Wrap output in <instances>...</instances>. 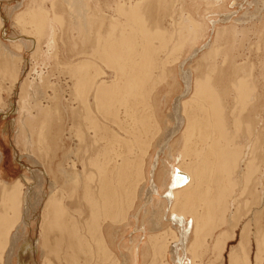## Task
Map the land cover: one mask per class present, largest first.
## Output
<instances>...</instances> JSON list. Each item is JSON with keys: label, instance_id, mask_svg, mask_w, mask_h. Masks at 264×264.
<instances>
[{"label": "bare ground", "instance_id": "obj_1", "mask_svg": "<svg viewBox=\"0 0 264 264\" xmlns=\"http://www.w3.org/2000/svg\"><path fill=\"white\" fill-rule=\"evenodd\" d=\"M152 1L153 0H131L128 3L126 2L127 5L124 3V6L118 9V15L121 12L122 17L120 14L119 17L121 18L117 20H107L106 17L104 18L94 12L89 4L82 5L81 2L78 1V7L84 9L85 12H87L85 8H89L87 17L89 29L85 28L86 16L82 17L80 21L71 23L70 26L72 27L84 26L85 28V33L82 37L83 48L78 53V59L66 63L65 66L67 65L66 69L68 68L70 77L75 80V95L84 108L82 120L85 123L86 132L82 134L81 130L78 132V136L79 139L85 138L89 140L85 144L87 147L83 146L85 147V151L88 149L86 151L88 152V163L92 170H94V172L86 174L88 177L85 184L80 174L73 172V183L76 186L84 187V189H81L84 191V204L88 211L85 228L87 234H82L83 230L80 228V221L72 218L68 212V207L65 203L70 198V195H67L65 191L63 192L61 188H50V186H48V188L46 186L48 182L44 181L42 172L34 171L29 168L28 170L31 173L30 178L22 176V178L16 182L10 183L7 178H3L1 174H5L6 177L11 176L15 172L16 166L12 165L10 167H5L0 165V192L2 195L0 199V264H9L11 255L16 256L17 264H36L38 262L37 257L40 254V249H46V252H49L48 254L55 253L58 258L64 255L62 256L63 258L61 257V260H64L66 264H88L90 260L95 259L96 256L98 260L93 261L92 264H108L109 260L111 261V259L115 257V253L108 243L105 231L106 225H104V223L106 221L114 223L113 220L119 217V215H122V210H120L122 207V195L130 193L131 190L134 195L131 202V206L133 205L136 200L137 188H139L142 183H146V202L144 206L149 204H153L154 206L153 209L147 208L144 219L151 218L155 230L163 222H167L169 225L173 224L178 233L171 232L170 229H168V231L165 230L162 233L150 234L147 236L145 243V228H136L135 232L139 234L136 233L137 236L132 238V245L130 247L133 255V257L131 255L132 264H137L139 262L141 251L145 250L144 254L148 255L150 254V249L154 252L156 258L157 254L160 252L165 255L167 253V248L172 249L177 259L175 261L176 264H185L188 252L191 255L192 253L194 254L195 246L200 244V240L205 239L204 235L201 234L203 230L205 233L207 232L206 229L209 230L211 228L210 230H213L225 222V216L230 207L227 198H229L228 196H230L232 189L237 183V180H235V171H238L241 179L246 182L243 192L247 194L245 200L247 210L244 208L246 210L244 217H248V220L251 222L243 225L241 232L242 240H246V244L244 245L241 243V253H233L230 255V262L231 264L262 263L260 261L263 259H261L262 255H264V223L262 222L264 218V187H262L264 184V158L262 155H259L258 161L256 162L251 152L252 148L250 147L252 121L258 119L251 118L250 110L254 103H252L253 105L250 103L248 111L245 110L248 106L246 103L249 104V101L254 99L253 89H251L253 85H251L248 80L241 78L240 80L235 79L234 81L236 82L233 83V81L231 86L229 84L230 82L225 81L223 86L220 87L217 76L205 75L198 78L194 75L192 69H186L184 66L188 62L187 60H191L193 56L201 52L203 53L201 56V64L198 69L209 60L216 58L220 52V48L218 45H215L213 36L215 32L217 34L220 33L219 31L221 29L217 26L219 22H226L225 20L232 19V15L236 13V11L222 13L220 18H211L209 33L212 32V36L210 37V43L207 45V42H209V40H207V42L203 44L204 47L199 48L200 51L195 48V52H193L186 61L183 60V62H181V71L179 74L184 83V87L181 96L176 98L173 104V126L166 133L163 141L159 143L156 153L152 155L147 173L144 172V159H142L141 162H135L130 159V153L133 151L134 147V144H132L133 142L128 140L125 136L120 135L116 128H112V126L106 124L107 120L112 118L114 123L119 126L118 130L121 133L125 134L131 132L127 128L124 130L118 122L119 111L123 108L125 110L123 112V117H125L126 120L132 116L135 122H141L144 129H148L147 125L152 127L148 120L142 117L140 118L139 115L136 116L135 107L139 103H145L148 98L149 90L151 89L153 91L156 84L164 79H162V76L164 77L168 70L166 65L161 68V73H164H160L162 76L159 75L153 78L152 72L154 69L159 68L157 56L160 50L162 52L163 48L166 50L167 46L165 45H168V38L170 37L168 34L169 31L166 32L163 28L161 29L159 19H152V24H154L153 28L145 24L146 20L143 19V16L145 15L148 17L149 15L152 17L151 9H149ZM157 1L158 4L164 7L168 4L167 0ZM213 1L217 2L220 0ZM213 1L211 0V2ZM257 1L259 2L260 0ZM66 2L69 6L66 9L72 11L71 2L69 0H66ZM182 3H184V1H182ZM197 5H200V3ZM221 6L220 3V7ZM257 6L258 4H256V7ZM181 8H183V6H181ZM260 8H264V5ZM183 9H180V13L184 19L187 18L185 22L189 21L190 23L186 28H188V30L191 29L189 32L192 31L190 35L188 33L191 38L190 43L195 42L197 41L198 35H200V30L191 16L193 11L191 14L184 16L186 12H183ZM208 9H206V11ZM196 10L198 11L197 8ZM48 12L51 13L49 17H53V19L47 17ZM48 12L45 9H41L39 12H33L30 18L20 17L19 22L31 24L36 32L39 31L38 33H40L41 30L43 31L45 26H49L51 28L50 34H52L55 32L52 25L54 17H56L55 19L59 22H64V18H62L61 15H57L56 10H53V8L52 10L48 8ZM256 15L255 13V16ZM123 16H125L124 19H122ZM147 17L145 19H147ZM2 18L0 20V42L1 38L6 35V29H3L5 24L3 20L5 21V17ZM206 18L208 17L206 16ZM47 19H49L48 23ZM195 22H197V20ZM105 23L109 31L107 34H102L99 32V29H101ZM249 24L250 23H248V25ZM237 25L235 24V26ZM195 26L197 29H195ZM252 27H254V25ZM242 28L244 29V26ZM165 30H167V28H165ZM221 30L223 31V27ZM245 34L242 37L246 36ZM167 35L169 36L166 39L168 41L165 42ZM38 37L32 32L25 34V36L22 35L6 39L17 41L22 38L19 40L20 44L23 43L24 40H29V47L33 52L37 49L42 51ZM237 38L238 37H236V39ZM26 41H24V43ZM156 41H160L163 47L160 48V43L157 45ZM91 42H93V45L90 46ZM164 42L166 44H164ZM54 43L51 41L47 46V58L53 55L51 51L56 45H54ZM184 43L186 42H182L181 45H184ZM187 45L188 44H186V46ZM182 46L180 47L182 48ZM19 48L21 49V47ZM181 48L180 50H182ZM5 50H7L6 47ZM27 50L29 51V48ZM8 52L12 58L18 59L17 56L19 55L12 51ZM75 60L79 61L75 63ZM97 60L100 62L102 61L103 64L106 63L109 68L114 69V77L111 80L109 79L108 73L105 71L106 69L104 70L100 67H96ZM17 73L18 71H16L15 74ZM42 74V72L37 74L39 79L36 84H34L36 81L35 78V81L29 82L28 87H32L31 90H34L33 92L35 94L43 90L44 85L46 86V83H42L46 81L44 78L47 79V77H43L44 75L42 76ZM220 75L221 73H219L218 77ZM252 84L254 83L252 82ZM229 90H231L234 95V101H237L235 103L242 105V110L238 109L239 107H234V111L241 110L239 111V113H241L244 110L247 112L243 117V126L247 130L245 133L246 135L244 134L243 136V145L233 143L234 137L228 132L229 121L222 104L223 98L221 94L225 93L228 95ZM187 95H191V98L182 101ZM9 106H11V110H13V112H11V110H9V112L15 114V108H13L11 102H9ZM239 113H236L234 116L237 135L243 127L241 123L242 119L240 118L242 115ZM152 115L156 119L155 115ZM22 116L24 117L23 114ZM24 118L29 126L34 127L35 123L39 122L38 119L40 118L44 123L48 121L47 118H49V114L45 109L41 108L39 113H29ZM11 124H13V120H11ZM182 125H186V128L181 133L182 146L180 153L182 159L180 160L182 161L177 162V166L172 169L171 166L166 167V169H164L165 171L162 173L164 179L160 182L158 181V184L155 176L160 164L161 155L164 150L168 148V151L166 150V154H168L170 160L168 163L176 159V157L172 155V144L170 145V141L181 131L180 128ZM44 133L45 130L42 132L41 138ZM9 137L10 134L6 131L4 141L9 143ZM262 138V132L258 131L257 139L259 148H261L260 154L263 150ZM137 141H141L140 135L137 136ZM103 142H106V144H103ZM40 144L42 145L43 143L39 141V146ZM123 145L125 151L119 152L117 148ZM243 147L244 149H242ZM147 152L148 151H144V157ZM0 154L2 156L0 162L4 161L6 165V152L3 144H0ZM14 154L16 160H20L21 164H19V166H24L22 161L23 156L19 155L15 149ZM27 156H29V154H27ZM168 156L166 155V157ZM159 168H161V166ZM75 170L76 169L73 171ZM64 174L68 175V173L65 172ZM135 175H140L139 184L136 182L137 179H135V181L133 179ZM36 187L39 190L43 187V193L40 194L39 191L38 194V190H35ZM49 189L50 192H48ZM73 199L74 198H72V200ZM36 201L39 206H42L43 201H46V207L41 220V227H39V223H37L39 227L38 234L28 239L25 237V234L28 226H30L32 222L34 223V220L31 222V219L35 218L36 222L37 218L40 217L38 211H36L35 214L31 213L32 209V212L36 210L34 209ZM166 208H169L168 213L165 212ZM79 209V216H82L84 212L81 208ZM234 209L235 208H233V210ZM239 210L240 204L238 203L236 212L231 213V219L233 221L235 220V223H238L242 217L239 215ZM132 218L135 222H138L139 214L133 215ZM119 220L118 218V222ZM253 223L256 227L257 250L255 259L252 260L247 249L250 247H248L250 240L249 225ZM207 233H209V231ZM190 234H194V242L191 248L187 250V242L189 241ZM201 235H203V237ZM88 236L91 237L94 244L89 241ZM233 236L230 237L233 238ZM230 237H228L227 240ZM51 238H53V243L51 242ZM224 240L225 239L218 240V245H220L221 250H223L227 241ZM203 242L204 241L201 243L203 244ZM148 245L149 248H147ZM82 255L85 256V260L80 262V256ZM196 255L197 254H195V256ZM116 261L118 262V259ZM112 262L111 264H113ZM153 263L155 264L156 261L153 260L152 264ZM162 263L167 264L168 262L165 263V259H163ZM44 264L54 263H52L50 258L46 257Z\"/></svg>", "mask_w": 264, "mask_h": 264}, {"label": "rangeland", "instance_id": "obj_2", "mask_svg": "<svg viewBox=\"0 0 264 264\" xmlns=\"http://www.w3.org/2000/svg\"><path fill=\"white\" fill-rule=\"evenodd\" d=\"M19 1L20 0H12V6L14 7V11L18 13L17 16L15 17L16 19L14 21V24H16V26L18 27L23 26V30L20 33L11 32L10 25L12 24V20L4 12L5 11L4 7H6L4 6V0H0V20L2 17H5V21L3 20V22L5 23L3 29H6V35L5 37L3 36L1 38V42H0V98H1L0 99V144H3V146L5 147L6 161H7L6 165L4 161L0 162V165L5 167L6 166L10 167L12 165L16 166L15 172L11 176L6 177L5 174H1V176L3 178H7V180L10 183L12 182L14 183L17 180L21 179L22 176H27L30 178L31 173L28 170L29 168L34 171L42 172L44 181L48 182V185H46L47 187L50 186V188H61L63 192L65 191L67 195H70L69 196L70 198L65 203L67 204L68 212L72 218H75V220L80 221V228L83 230L82 234L86 235L87 233L85 232V228H86V220L88 217V211L86 210L84 204L85 203L84 191L81 189V188L84 189V187L76 186L73 183L74 180L73 172L76 174H80L85 184V182H87V177H88V175L86 174H89V172H94V170H92V168L88 163V152H86L88 149L85 151V147H87V145L85 144L89 140L85 138L79 139L78 136V132H80L81 130H82L81 131L82 134L83 132L84 133L86 132L85 123L82 120L84 116V108L83 105H81L77 100L74 91L75 80L70 77L68 68L66 69L67 65L65 66V64L73 62L74 59H78L79 57L78 53L83 48L82 37L83 34L85 33V28L89 29V25H87L89 8L86 7L85 9L87 10V12H85L84 9L78 7L77 5L78 1H80L82 5L89 4L90 8H92L94 12L98 13L100 16L104 18L106 17L107 20L110 19L117 20L118 18L120 19L122 17L121 12H120L121 15L119 14L121 17H119L118 9L124 6V3L125 5H127L126 2L128 3L131 0H69L71 2L72 11L66 9L67 7H69L66 0H44V5H42L43 2H39L38 8H35V6L33 5V6H28L25 10L22 9V4L18 3ZM35 1L36 0H33V2ZM182 1H184V3H182ZM157 2H158L157 0H153L149 7V9H151L152 17L148 15L149 17L148 18L147 16L144 15L143 19L146 20L145 24L150 28L154 27V24H152V19L153 20L159 19L161 29L163 28V30L166 32L169 31L168 34L170 35V37L167 35L165 38V42L169 40V42L167 43L168 45H165L167 47L166 50H164L163 48V52L160 50V53L157 56L158 58L157 62L159 64V68L153 70L152 76L153 78H156L157 76L164 74L161 73L162 72L161 68L164 65H166L168 70L167 71L164 70L166 71L164 77L161 75L162 79L164 78L163 79L164 81L161 80L163 82L160 81L159 82L160 84L159 83L156 84L153 91L151 89L149 90V94L147 96L148 98L146 97L147 100L145 98L146 102L139 103L135 107L136 116L139 115L140 118L142 117L148 120L152 127L147 125L148 129H144L141 122L138 121L135 122L132 116L130 118H127L126 120V118L123 117V112L125 111L123 108H121V110L119 111L118 122L121 124L124 130L125 128H127L131 132H127L125 134L121 133L118 130L119 126L114 123L112 118H109L106 122L107 125L112 126V128H116V130L119 132L120 135L125 136L128 140H131L133 142L132 144H134V147H133V151L130 153V159L135 162H139V161L141 162L142 159H144V165H143L144 172L147 173L152 155L156 153V150L159 147L158 146L159 143L163 141L166 133L173 126V117H172L173 104L176 98H179V96H181V92H183V87H184V83L181 80L179 74L181 71V62H183V60L186 61L187 58H189V56H191V54L195 52L194 50L195 48L198 50L199 48H203L204 47L203 44H205L207 40H209V42H207V45L208 43H210V37L212 36V32L209 33L211 18L214 17L220 18L222 13H230L235 11L236 13L232 15V19L225 20L226 22L224 21L219 22L217 26L218 28L221 29L223 27V31L220 29L219 31L220 33L217 34L215 32L213 36L215 45L216 46L218 45L220 48V52L218 53L216 58L209 60L206 64L202 65L200 69H198L201 64V56L203 53L201 52L193 56L191 60H187L188 62L184 66L186 69L187 68L192 69L194 75L198 78H201L205 75L217 76V80L219 82L220 87L223 86L225 81L230 82L229 84L231 86L232 82L235 79L240 80L241 78L248 80L251 83V85H253L251 89H253L252 91H253L254 99H252V101L250 100L251 102L249 101V104L246 103V105L248 106L246 107V109L245 108L244 109L248 111L250 103L251 105H253L252 103H254L252 109L250 110L251 118L252 119L258 118V119L256 121H252L250 147L252 148L251 152L253 153L256 162L258 161L259 155L260 156L262 155L264 158V140H263L264 139V133H263L264 132V8H260L263 7L264 0H260L259 2L257 0H227V1L220 0L217 2L216 1L211 2V0H206V1L205 0L203 1L202 0H167L168 4L165 7L158 4ZM215 2L216 4L219 3L217 4L218 6L215 4ZM199 3L200 5H197ZM220 3L223 7L222 6L220 7ZM48 4L50 5V7L45 6ZM256 4H258L257 7ZM51 5H53L54 7ZM173 6L175 7V9ZM181 6H183L184 9L181 8ZM48 8L49 10H52V8L53 10L55 9L56 14L61 15L62 18H64V22H59L57 19H55L56 17H54L55 21L54 20L52 21V25L53 28L55 29V32L52 34H50L51 28L49 26H45V29L43 31L41 30L40 33H38L39 31L36 32L35 28L31 24H27V23L24 24L19 22L20 17L30 18L33 12H39L41 9H45L48 12ZM196 8L198 9V11L196 10ZM205 8L206 9L209 8L207 10L208 12L206 11ZM180 9H183V12L184 11L186 12L184 16L191 14V12L193 11L192 12L193 14H191V16L195 21L197 20V22L194 21V23L195 24L197 23L198 26L197 25L196 26L200 30L199 31L200 35H198L199 39L197 37L196 39L197 41L195 42L190 43L191 38L189 35L191 34L192 31L189 32L191 29L188 30V28H186L190 23L189 21L185 22V19L187 18L185 19L183 18V16L180 13L181 12ZM212 10L215 12H213ZM246 11L249 13V15ZM255 13L257 14L256 15L257 17L255 16ZM50 14L51 13L48 12L47 17H49ZM84 16H86L85 28L84 26L83 27L70 26L71 23L80 21L81 18ZM206 16L209 19L206 18ZM124 17L125 16H123L122 19H124ZM146 17L147 19H145ZM49 18L53 19V17H49ZM251 20L255 22L253 23ZM48 22L49 19H47V23ZM248 23L250 24L248 25ZM235 24L238 25L235 26ZM253 25L254 27H252ZM196 26L195 29H197ZM241 26L242 27L244 26V29ZM165 28H167V30H165ZM233 28L235 29V31ZM108 31L109 28L106 23L101 29H99V32H101L102 34H107ZM32 32L34 35H36V37H38L39 35L38 41L40 42L41 45L40 48L42 49V51L37 49L33 51L34 52L33 53L31 48L29 47V43H28L29 40L27 41L24 40L26 42L24 43L23 41V43L20 44L19 40H21L22 38L18 39L17 41L16 40L11 41L9 39H6V38L17 37L22 35L25 36V34ZM171 34H172V38H171ZM244 34L246 36L242 37ZM236 37L238 38L236 39ZM167 38L168 40H166ZM51 41H53V43L55 41L54 45L55 44L56 45L54 49L51 51L53 52V55L47 58L48 57L46 54V51L48 49L47 46L48 44L51 43ZM165 42L164 44H166ZM182 42H186V43H184V45L182 44L183 45L182 46L181 45ZM159 43L160 41L158 42L156 41L157 45ZM186 44L188 45L186 46ZM91 45H93V42L90 43V46ZM25 46L28 47L25 48ZM160 46L161 43L159 47ZM180 46H182V48ZM5 47L7 50H5ZM19 47H21V49ZM162 47L163 46H161L160 48ZM28 48L29 51L27 50ZM180 48L182 50H180ZM8 51H12L17 55H19L17 56L18 59L12 58ZM78 61L79 60H75V63H77ZM105 64H103L102 61L100 62L97 60L96 67L97 68L100 67L101 69L104 70L106 69L105 71L108 73L109 79L111 80L114 77V69L109 68L107 64L105 66ZM16 71H18L17 74H15ZM37 72L38 73L42 72L43 73L42 76L44 75L43 77H47L48 81L46 78H44V80L46 81H44L42 84L46 83V86L44 85L43 87L44 89L41 90L39 93L35 94L33 92L34 90H31L32 87H28V85L30 81L33 82L35 81V79L36 81L34 82V84L37 83L39 79ZM219 73H221V75L218 77ZM235 82L236 81H234L233 83ZM252 82L254 84H252ZM221 96L223 98L222 104L224 106L225 113L229 121L228 132L234 137L233 143L235 144L238 143L243 145L244 144L243 136L247 132V130L243 126L244 125L243 117L247 112L243 110V112L239 113V111L242 110L241 109L242 105L235 103L237 101H234V95L232 94L231 90H229L228 95L224 93L221 94ZM190 98L191 95L190 96L187 95L182 99V101L188 100ZM9 102L13 104V108H15V114H11L13 110H11V106H9ZM235 104H237L238 106ZM234 107L235 108L239 107L238 109L241 110H236L238 111L236 112L234 111L235 109ZM41 108L45 109L48 112L49 114V118H47L48 121L44 123L40 118L38 119L39 122H36L34 127L29 126L26 123L24 117L29 113H33V114L39 113V110ZM9 110H11V112H9ZM236 113L242 115L240 116V118L242 119L241 123L243 127L241 128L242 130L238 132V135L236 134L237 128L235 125V118H234ZM22 114L24 115V117L22 116ZM152 114L155 115L156 119ZM152 118H154L156 121ZM11 120H13V124H11ZM185 128L186 125H182V127L180 128L181 131H179L178 134L174 137V139L170 141V145L172 144L171 145L172 155H174L176 159L173 160V162L168 163L170 162L169 156L168 154H166V150L168 148H166L163 154L161 155L162 157L160 158V164L158 166L155 176L156 182L158 184L161 180L164 179L162 173L163 171H165L164 169H166V167L171 166L172 169L173 167L177 166L178 164L177 162L182 161L180 160L182 159L180 153L181 152L180 149L182 146L181 133ZM44 130L45 133L41 138V134ZM6 131H8L10 134L9 143L4 141ZM258 131L262 132L263 134V138H262L263 150L261 151V154H260L261 148H259V143L257 139ZM138 135L141 136L140 142L137 141ZM70 138L76 139L77 144L72 145V147L66 145V142H68ZM39 141L43 143L42 145L40 144V146H39ZM103 144H106V142H103ZM14 149L17 151L19 155L23 156L22 161L24 166H19V164L21 163L20 160H16ZM242 149H244V147ZM117 150L119 152L125 151L124 145L122 147H118ZM144 151H148L146 154L147 156L145 155V157L143 156ZM27 154H29V156H27ZM82 154H83V158H82ZM166 155L168 157H166ZM1 157L2 156L0 154V159ZM160 166L161 168H159ZM73 168L76 170L73 171L74 170ZM263 169H264V159H263ZM64 172L68 173L69 176L64 174ZM139 178L140 175H135L133 178L134 181L135 179H137L136 180L137 184L140 183ZM235 180H237L236 186L232 189L230 196H228L229 198H227L228 205L231 208L229 207V210H227L225 216V222L219 225L218 227L214 228L213 230H210L211 228L210 229L208 228L209 230L206 229V231L207 232L209 231V233L205 232L206 233L205 234L203 230L201 234L204 235L205 239L203 238L204 240H200L201 242L204 241L203 244L200 242L199 245L195 246L196 248L194 249L195 250L194 254L192 253L191 255L188 252V254L186 255L185 264H192V263L231 264L230 255L233 253H239V252L241 253L240 251L241 243H243L244 245L246 244V240H242V236H241L243 225L251 221L248 220V217H244V213H246L247 210V207L245 206V200L247 198V194L243 192L244 185L246 184V182L243 181V179H241V176L238 171H235ZM263 185L262 187H264ZM145 187H146V183H142L140 187L137 188L136 200L132 206H131V202L134 196L132 194V190L128 194H123L121 198L122 207L120 208V210H122V215H119V217H117L114 220L112 219L114 223H110L108 221L104 223V225H106L105 231L107 234L108 243L110 244L111 249H113L115 253V257L117 256L116 258L113 257L111 261L109 260L108 264H111L112 261L113 264L116 263L132 264L133 255L130 247L132 245L131 243L132 238L134 236H137V234H139L138 232H135L136 228L139 229L141 228L143 229V227L145 228L146 231L145 234L146 239L144 240L145 243L147 240V236H149L150 234L162 233L165 230L168 231V229H170L171 232L178 233L176 227L173 224L169 225L167 222H163L155 230L152 219L151 218L144 219V215L147 208L153 209L154 207L153 204L144 206L146 202ZM35 190L36 191L38 190L37 191L38 194L39 191L40 194L43 193V187H41L40 190L36 187ZM48 192H50V189L48 190ZM74 195L77 196L78 198L75 197ZM1 197L2 195L0 192V199ZM72 198H74L75 200L74 199L72 200ZM238 203L240 204L239 215L242 217L240 218L238 223H235V220L233 221L231 219V213L236 212ZM45 207H46V201H43L42 206H39V204H37L36 201L34 208L36 210L35 212H32L33 211L32 209L31 213L35 214L36 211H38L40 217L37 218L36 222H35V218L31 219V222L32 220H34V223L32 222V224L30 225L31 227L28 226L27 232L25 234L26 238L30 239L38 234L39 227H41L40 225H41L42 217L44 215ZM79 208H81L82 211L84 212L82 216H79L80 214ZM233 208L235 209L233 210ZM168 209L169 208H166L165 210L166 213L169 212ZM135 214H139L138 222H135V220L132 218V216ZM118 218L120 219L119 222H118ZM262 222L264 223V218ZM37 223H39V227ZM255 232H256L255 224L254 223L250 224L249 225L250 240L248 245V247L249 246L250 247L247 249V251H249L252 260L255 259V254L257 250V245H256L257 234ZM203 235L201 236L203 237ZM230 236H233V238H231ZM228 237L230 238L227 240ZM88 238L89 241L94 244L91 237L88 236ZM221 239H225L224 241L227 240L225 247L223 246L224 247L223 250H221L220 245H218V240ZM51 242L53 243V238H51ZM193 242H194V234H190L189 241L187 242L188 245L186 248L187 250L191 248ZM147 248H149V245L147 246ZM144 251H141L140 260L137 264H152L153 260L156 261L155 264H163L162 263L163 259H165V263L168 262L167 264H176L175 261L177 259L175 258V255L172 252V249L170 248H167L166 250L167 253L165 252L166 253L165 255L162 252L158 253L156 258L152 250L149 249L150 254L148 255L144 254ZM48 253L49 252L48 251L46 252V249L45 250L40 249V254L37 257L38 262L36 261L37 262L36 264H44L46 257L50 258L52 260V263L54 264H66L64 260H61V257L64 255L58 258L55 253H50V254ZM160 254L162 255V257ZM195 254L197 255L195 256ZM15 257H16L15 255L10 256L9 264H17V259ZM117 259L118 262L116 261ZM261 259L262 261L260 262L262 263L260 264H264V255H262ZM84 260H85V256L83 255L80 256V262L81 261L83 262ZM95 260H98L97 256L95 257V259L90 260L88 264H92L93 261ZM31 262L33 263L32 260Z\"/></svg>", "mask_w": 264, "mask_h": 264}, {"label": "crops", "instance_id": "obj_3", "mask_svg": "<svg viewBox=\"0 0 264 264\" xmlns=\"http://www.w3.org/2000/svg\"><path fill=\"white\" fill-rule=\"evenodd\" d=\"M33 0H20L18 3L22 4V9L25 10L28 6H35V8L39 7V2H43L42 5H44V0H36L35 2H33ZM17 3V4H18ZM4 12L6 13L7 16L10 17V19L12 20V24L11 26V32H22L23 30V26H16V24H14L15 21V17L17 16L18 13H16V11H14V7L12 6V0H4ZM46 7H50V5H45ZM18 27V28H17ZM26 47V46H25ZM28 47V46H27ZM76 139L74 138H70L68 142H66V145H69L70 147H72V145H76Z\"/></svg>", "mask_w": 264, "mask_h": 264}]
</instances>
